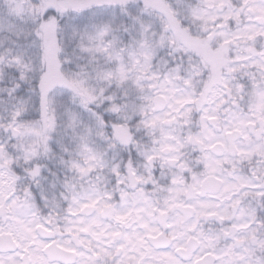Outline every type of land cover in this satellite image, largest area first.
I'll list each match as a JSON object with an SVG mask.
<instances>
[{
	"label": "snow or ice",
	"instance_id": "obj_1",
	"mask_svg": "<svg viewBox=\"0 0 264 264\" xmlns=\"http://www.w3.org/2000/svg\"><path fill=\"white\" fill-rule=\"evenodd\" d=\"M0 264H264V0H0Z\"/></svg>",
	"mask_w": 264,
	"mask_h": 264
}]
</instances>
